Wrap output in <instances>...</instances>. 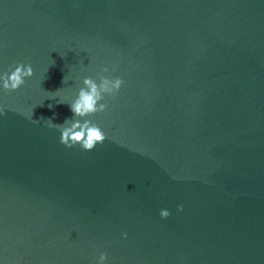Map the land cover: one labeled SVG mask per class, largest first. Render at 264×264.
I'll list each match as a JSON object with an SVG mask.
<instances>
[{"label":"water","instance_id":"water-1","mask_svg":"<svg viewBox=\"0 0 264 264\" xmlns=\"http://www.w3.org/2000/svg\"><path fill=\"white\" fill-rule=\"evenodd\" d=\"M18 62L0 264H264V0H0V69ZM108 74L93 150L34 121L72 116L47 92Z\"/></svg>","mask_w":264,"mask_h":264},{"label":"clouds","instance_id":"clouds-1","mask_svg":"<svg viewBox=\"0 0 264 264\" xmlns=\"http://www.w3.org/2000/svg\"><path fill=\"white\" fill-rule=\"evenodd\" d=\"M103 73H110V69L105 66ZM34 75L33 67L30 63L18 62L5 69H0V93H9L18 90L25 84L26 79ZM63 78L67 83L66 77ZM123 80L116 76L99 75L98 77L84 76L79 80L71 99H63L58 93L47 92L48 99H55L56 104H67L72 116L65 118L63 123H54L52 118L41 117L39 120L33 119V109L28 113L30 119L40 122L43 121L49 127L59 130V142L66 147L79 146L84 151L93 150L98 144H102L107 138L103 128L90 117L97 113H102L108 108L106 97L114 96L121 88ZM46 92V91H45ZM40 104H43L40 103ZM49 109L53 104L47 105ZM4 113V106L0 105V115ZM55 115V114H54ZM177 211H183V205H177ZM159 216L165 219L170 216L168 209H161ZM126 238L127 233H122ZM94 264H109L107 253L100 251Z\"/></svg>","mask_w":264,"mask_h":264}]
</instances>
